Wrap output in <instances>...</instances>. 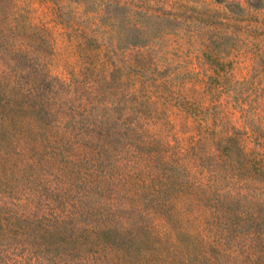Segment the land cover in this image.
I'll use <instances>...</instances> for the list:
<instances>
[{"label": "rangeland", "instance_id": "1", "mask_svg": "<svg viewBox=\"0 0 264 264\" xmlns=\"http://www.w3.org/2000/svg\"><path fill=\"white\" fill-rule=\"evenodd\" d=\"M0 264H264V0H0Z\"/></svg>", "mask_w": 264, "mask_h": 264}]
</instances>
